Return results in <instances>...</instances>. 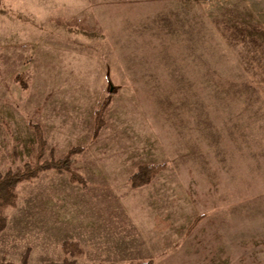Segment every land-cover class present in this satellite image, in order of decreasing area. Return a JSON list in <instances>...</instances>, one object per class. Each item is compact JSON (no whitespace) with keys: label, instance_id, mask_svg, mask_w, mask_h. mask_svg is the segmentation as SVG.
I'll return each mask as SVG.
<instances>
[{"label":"rangeland","instance_id":"obj_1","mask_svg":"<svg viewBox=\"0 0 264 264\" xmlns=\"http://www.w3.org/2000/svg\"><path fill=\"white\" fill-rule=\"evenodd\" d=\"M31 123L85 183L19 182L0 260L264 264V0H0V173Z\"/></svg>","mask_w":264,"mask_h":264},{"label":"trees","instance_id":"obj_2","mask_svg":"<svg viewBox=\"0 0 264 264\" xmlns=\"http://www.w3.org/2000/svg\"><path fill=\"white\" fill-rule=\"evenodd\" d=\"M20 74L17 75V77L20 80ZM111 100V92L105 96V98L102 100L98 108L95 110V122H94V128H93V136L95 137L98 133L101 126L104 124V113L110 103ZM31 126L35 133V139H36V157L34 160H29L24 163V165L20 168L14 169V170H7L4 173H0V230L4 228L6 225V214L5 209L7 207L14 206L16 203V185L24 180H28L34 176H37L40 171L46 170V169H56L57 171H66L69 174V180L72 182H77L84 184V178L81 174L76 172L72 168V164L74 162L73 154L77 151H79V147H74L69 150V152L59 158L55 159H41V157L44 154V148H45V138L43 135V131L41 126L38 123H31ZM165 166L164 163H157V164H147L143 163L140 164L136 171L129 177L130 184L133 187L141 186L145 183H148L152 177L157 174L161 169H163ZM201 218V215L197 216L191 225L189 226V229H192L198 219ZM76 245V242L65 240L63 242V246L66 250H68V245L71 246ZM26 253L23 254L22 259L19 263L13 262V261H7V260H0V264H27L26 263ZM42 264H104L101 262H76L74 260H69L67 258L63 259L59 262H46ZM113 264V263H110ZM127 264H151V261L146 262H129Z\"/></svg>","mask_w":264,"mask_h":264}]
</instances>
